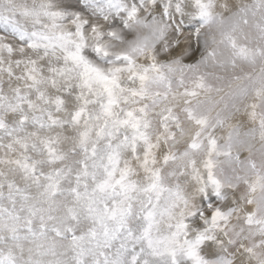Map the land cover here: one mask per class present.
Masks as SVG:
<instances>
[{"label": "rangeland", "instance_id": "rangeland-1", "mask_svg": "<svg viewBox=\"0 0 264 264\" xmlns=\"http://www.w3.org/2000/svg\"><path fill=\"white\" fill-rule=\"evenodd\" d=\"M191 1L0 0V264H264V0Z\"/></svg>", "mask_w": 264, "mask_h": 264}, {"label": "bare ground", "instance_id": "bare-ground-1", "mask_svg": "<svg viewBox=\"0 0 264 264\" xmlns=\"http://www.w3.org/2000/svg\"><path fill=\"white\" fill-rule=\"evenodd\" d=\"M189 1V4L186 6V9H191V7H192V4H193V1H191V0H188ZM249 1H255V0H219L218 2H219V4H220V6H218L217 7V10L219 11L220 9H222V7H224L222 10H221V13H222V15L223 14H229L230 15V17H231V19L232 20H234L235 21V19H236V17L238 16V14H239V11L241 12V11H243V9H245L246 8V2H249ZM217 2V3H218ZM226 2H227V4H226ZM216 3V4H217ZM215 6H217V5H215ZM213 9H214V7H213ZM254 13V12H253ZM211 14V13H210ZM213 14V13H212ZM243 15V14H242ZM247 15V14H246ZM220 17V16H219ZM244 17H245V15H244ZM221 19H222V17H221ZM247 19V18H246ZM237 23V22H236ZM166 24V23H165ZM235 24V23H234ZM232 25V24H231ZM255 25H256V23L254 22V23H251V24H249L248 25V27H253V29H255ZM166 26V25H165ZM229 26V25H228ZM228 26H225L226 28L228 27ZM233 26V25H232ZM51 27V26H50ZM257 27V26H256ZM235 28V27H234ZM231 29H232V27H231ZM228 30V29H227ZM236 29H234V31H235ZM232 31H233V29H232ZM237 37V36H236ZM246 38V37H245ZM253 39H254V37H250V38H248L246 41H244V42H240V40L239 39H237L236 40V42H237V45H235V46H239V44H241L243 47H244V45L245 44H252L253 43ZM38 41V40H37ZM37 45V44H36ZM241 46V47H242ZM16 53V52H15ZM20 54V53H19ZM1 55H2V53H0V57H1ZM6 60V59H5ZM197 60H199V59H197ZM171 61H174V60H171ZM171 61H169V62H171ZM1 62V61H0ZM2 63V62H1ZM174 64H175V62H174ZM185 64H187V63H185ZM5 70V69H4ZM214 70V69H213ZM260 70V69H259ZM172 71V70H171ZM170 71V72H171ZM261 71V70H260ZM261 72H263V71H261ZM222 73H223V71H222ZM174 73L172 72V73H170L169 75H173ZM217 74V73H216ZM221 74V73H220ZM218 75V74H217ZM255 75H256V73H255ZM262 75V74H261ZM4 77V76H3ZM258 80V79H257ZM241 87H243L242 85H241ZM40 88V87H39ZM233 88V87H232ZM231 88V89H232ZM13 89V88H12ZM240 89V88H239ZM242 89V88H241ZM240 89V90H241ZM9 90H11L10 88H9ZM247 90V89H246ZM210 93H206V95H209ZM260 99V98H259ZM258 99V100H259ZM262 99V98H261ZM257 100V99H256ZM261 101V100H260ZM243 115H245V114H242V110L241 111H239V114H237V115H235V113L234 114H232V112L231 113H228V116H227V118L228 119H232V121L233 122H235V125H236V123L237 122H241L243 119H242V116ZM249 118V117H248ZM250 124H251V126H249V127H247V132H244V131H241L240 132V134L241 135H244L245 137H247V139L248 140H250L249 142L253 145L254 144V142L255 143H258V144H255V145H253L254 147H256V148H258L259 147V145L261 144L260 143V137H258V131H257V127H256V124L254 125V124H252V122L250 121ZM259 124V123H258ZM244 125H245V122H244ZM244 125H240V127L241 128H244ZM237 126V125H236ZM246 126V125H245ZM244 137V138H245ZM262 139V138H261ZM242 142V141H241ZM242 146V145H241ZM243 147V146H242ZM261 147L263 148L264 147V141H263V143L261 144ZM261 148V149H262ZM239 149V148H238ZM252 149V148H251ZM255 149V148H254ZM253 150V149H252ZM264 151V148H263V150L261 151V152H263ZM242 153V152H241ZM240 155V154H239ZM242 156V155H241ZM252 158H253V156H252ZM251 160V159H250ZM253 160V159H252ZM251 160V164H253V161ZM201 162H197L198 164H200L201 165V163H203V164H205V166H207V161H205V154H203V155H201V160H200ZM183 164H188V162H186V163H183ZM239 164V163H238ZM189 165V164H188ZM251 166V165H250ZM192 168H193V165L192 166H190V168H188L187 167V169H185L184 170V174L185 175H183V177H188L187 176V174L192 170ZM254 168V169H253ZM253 170H255L257 167L253 164ZM200 169H202V167H200ZM203 170V172H204V174H203V177H204V175H205V172L207 171V169H206V167H205V169H202ZM190 174V173H189ZM213 177L215 176V174H213L212 175ZM206 177V176H205ZM182 182L184 183L183 185H181V188L183 187V188H185L186 190H189V191H191L192 192V190L194 189V186L195 187H197L196 186V181L195 180H192L191 178H189L188 179V181L186 180V178L185 179H182ZM264 184V183H263ZM235 191V190H234ZM188 192V191H187ZM194 192V191H193ZM197 193H198V195H201V192L200 191H196ZM232 192H233V189H232ZM235 193H236V191H235ZM190 195V194H189ZM230 195H228V197H229ZM234 196V195H233ZM236 196H237V193H236ZM194 198H196L195 196H193ZM201 197V196H200ZM199 197V199H201ZM231 197V196H230ZM190 199V201H192L191 203H196V202H199V199L197 198L196 199V201H194L193 199H192V197L191 198H189ZM188 199V200H189ZM228 199V198H227ZM225 203V202H224ZM220 205V204H219ZM228 206V205H227ZM236 206H241L242 208H244V211H247L248 210V207L244 204V202H243V199H242V197L241 196H237V197H235V198H233L231 201H230V205H229V207H227V209L226 210H229L231 213L232 212H234L235 211V207ZM221 208H224V207H221ZM204 222H210V223H212L213 221H214V217L213 218H209L208 217V215L206 216V218H205V220H203ZM183 224V223H182ZM219 232V231H218ZM216 235H218V233L216 234ZM186 237V236H185ZM184 237V238H185ZM213 243V242H212ZM214 248V247H213ZM215 249V248H214ZM210 250V249H209ZM242 250V249H241ZM200 251H198V253H199ZM220 252V251H219ZM247 252V251H246ZM203 254H204V252H203ZM221 254V253H220ZM245 255V254H244ZM238 264H245L246 262H245V259L243 258V254L241 253V252H239L238 253ZM236 264V263H235Z\"/></svg>", "mask_w": 264, "mask_h": 264}]
</instances>
